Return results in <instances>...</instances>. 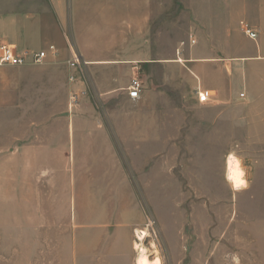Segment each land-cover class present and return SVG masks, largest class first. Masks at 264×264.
Returning <instances> with one entry per match:
<instances>
[{"label": "rangeland", "instance_id": "rangeland-1", "mask_svg": "<svg viewBox=\"0 0 264 264\" xmlns=\"http://www.w3.org/2000/svg\"><path fill=\"white\" fill-rule=\"evenodd\" d=\"M186 2L163 0L154 19L149 39L168 62L138 66L131 74L143 80L135 121L151 127L128 132L137 135L128 140L112 131L104 142L93 134L84 146L77 133L73 142L67 129L75 113H62L60 86L48 101L47 60L0 66L8 71L0 73V83L8 84L6 98L0 93V264H59L57 239L65 240V264H94L92 238L102 237L111 240L94 245L98 254H111L118 245L131 264L141 254L137 245L161 264H241L250 233L264 227V139L244 124V65L232 63L228 102L216 96L199 106L197 82L175 62L197 46L205 48ZM32 79L39 81V105L24 86ZM82 79L83 96L95 110L120 105L121 99L93 94L87 65ZM78 103L70 98L68 109ZM142 144L147 157L141 156ZM230 154L241 160L245 182H228ZM36 240L43 247L30 250L32 257L15 249V242ZM74 240L80 241L77 257Z\"/></svg>", "mask_w": 264, "mask_h": 264}, {"label": "crops", "instance_id": "crops-1", "mask_svg": "<svg viewBox=\"0 0 264 264\" xmlns=\"http://www.w3.org/2000/svg\"><path fill=\"white\" fill-rule=\"evenodd\" d=\"M162 1L0 0V44L5 43L19 51L28 52L46 50L51 45L57 47V55H50L46 61L48 101L54 100L55 89L60 86V102L64 104L62 113H75L67 129L73 142H76V133L82 145L89 144L93 134V139L104 142L112 131L121 132L122 138L128 140L134 135L128 132L137 128L146 131L151 127L146 122L135 121L138 105L134 104L136 101L130 99L127 92L136 77L131 79V74L136 72L138 66L168 62L164 53H155L154 41L149 39V34L155 31L154 19L161 16ZM186 3L195 26L200 27L197 37L205 48L197 46L183 57L180 54L175 62L186 68L185 73L195 79L199 90L209 92L212 101L218 96L222 102H228L232 96V63L235 61L236 64L244 65L243 89L249 102V115L244 124L248 132H258L259 138L264 139V0H187ZM241 23L250 24L257 32L256 40L247 36L252 44L242 40ZM156 46L161 48L160 44ZM74 52L87 65L93 94L104 100L121 99L119 106L97 111L90 105V97L83 96L87 86L82 75L68 63ZM180 59L183 62L178 63ZM0 73L8 71L0 68ZM56 75L58 79H55ZM71 76L75 77L74 81L70 80ZM141 82L143 88V80ZM7 85L0 83V93L5 98ZM24 86L31 92L32 98H37L39 105V81L32 79L31 83L26 82ZM20 92L16 91L17 95ZM74 95L79 103L74 108L72 104V107L69 105L68 109V100ZM210 103L201 104L198 101L203 108ZM95 117L99 120L95 121ZM165 121L162 120L163 123ZM225 125L229 130L231 122L226 120ZM141 134V138L146 136L145 132ZM249 136L253 137L251 134ZM142 148L141 156H149L144 144ZM260 153H264V147ZM109 240L105 237L92 238L93 263L131 264L130 254L123 255L118 245L111 254L105 251L98 254L94 245H105ZM248 241L249 251L239 255L241 264H264V227L254 228ZM79 243L74 240L75 257ZM113 243L116 244V239H113ZM42 247L43 242L37 240L15 242V249L27 250V256L30 250ZM56 247L61 260L59 264H65V240L57 239ZM33 255L31 253V257ZM75 263L80 264L81 260Z\"/></svg>", "mask_w": 264, "mask_h": 264}, {"label": "built area", "instance_id": "built-area-1", "mask_svg": "<svg viewBox=\"0 0 264 264\" xmlns=\"http://www.w3.org/2000/svg\"><path fill=\"white\" fill-rule=\"evenodd\" d=\"M242 30L251 40L258 38L257 32L248 23H241ZM58 53L57 47L51 45L46 50L42 51H19L14 46L1 43L0 44V66H26L32 64H41L47 58L56 56ZM70 67L75 69L80 75H82L84 66L86 63L83 62L81 56L74 52L71 60L68 62ZM70 80L74 81L75 77L71 76ZM142 82L141 79L134 77L131 85L127 89L130 99L138 100L141 98ZM198 101L201 104H207L212 101V95L209 92L198 90ZM242 98H245V93L241 94ZM74 102L78 100L77 96L74 95L72 98Z\"/></svg>", "mask_w": 264, "mask_h": 264}, {"label": "bare ground", "instance_id": "bare-ground-1", "mask_svg": "<svg viewBox=\"0 0 264 264\" xmlns=\"http://www.w3.org/2000/svg\"><path fill=\"white\" fill-rule=\"evenodd\" d=\"M181 62L183 60L180 59ZM180 63V62H178ZM72 107V106H71ZM226 175H227V180L231 185L240 183V182H245L246 178L244 175V170L242 168L241 160L237 158L234 155H229L227 157L226 161ZM138 233V231H137ZM146 238V234H142L138 236L139 241H143ZM137 248L140 249V255L136 259L137 264H161V261L158 256L155 257L153 261L149 260L147 255L145 254L144 250L137 245Z\"/></svg>", "mask_w": 264, "mask_h": 264}]
</instances>
